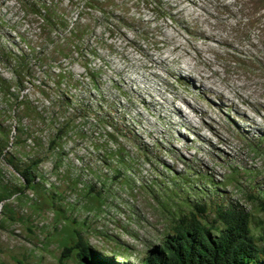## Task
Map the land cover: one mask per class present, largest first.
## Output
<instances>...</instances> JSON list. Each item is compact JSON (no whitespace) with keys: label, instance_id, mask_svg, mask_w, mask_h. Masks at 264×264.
I'll return each instance as SVG.
<instances>
[{"label":"rangeland","instance_id":"obj_1","mask_svg":"<svg viewBox=\"0 0 264 264\" xmlns=\"http://www.w3.org/2000/svg\"><path fill=\"white\" fill-rule=\"evenodd\" d=\"M203 1L0 0V262L143 264L193 205L264 246V0Z\"/></svg>","mask_w":264,"mask_h":264},{"label":"trees","instance_id":"obj_2","mask_svg":"<svg viewBox=\"0 0 264 264\" xmlns=\"http://www.w3.org/2000/svg\"><path fill=\"white\" fill-rule=\"evenodd\" d=\"M91 3L88 1V5ZM46 22L51 24L54 19L48 17ZM63 133L60 129L57 136ZM51 145L55 146L54 141ZM6 161L21 178L24 187L32 186V168L36 163L21 164L12 157H7ZM261 199V206L264 207V197ZM187 210L177 219L171 233L163 237L160 245L148 252L143 264H264V246L260 244L262 238L251 232L248 213L230 205L216 207L212 212L213 222L208 224L195 214L203 212L204 205H193ZM70 255L74 256L77 264H113L93 251L77 232L72 243L61 248L58 263ZM15 264L23 263L16 261Z\"/></svg>","mask_w":264,"mask_h":264},{"label":"bare ground","instance_id":"obj_3","mask_svg":"<svg viewBox=\"0 0 264 264\" xmlns=\"http://www.w3.org/2000/svg\"><path fill=\"white\" fill-rule=\"evenodd\" d=\"M178 1H179V2L176 4V6H178V5H180V4H183L184 2L189 1V0H178ZM201 1H203V0H201ZM206 1H208V0H206ZM217 1H218V0H217ZM220 1H221V0H220ZM223 1H224V0H223ZM236 1H238V0H236ZM241 1H242L241 4H243V5H245V4H247V3L250 2V0H241ZM203 2H204V1H203ZM215 2H216V1H215ZM232 2H233V1H232ZM200 3H201V2H200ZM204 3H205V2H204ZM204 3H203V4H204ZM218 3H219V2H218ZM226 3H227V2H226ZM190 4L193 5V6L197 5V4L195 3V1H190ZM220 4H221V3H220ZM222 4H223V3H222ZM228 4H230V3H228ZM235 4H236V3H235ZM230 5H231V4H230ZM206 6H207V5H206ZM233 6H234V5H233ZM237 6H238V5H237ZM237 6H236V7H237ZM241 6H242V5H241ZM255 6H256V4H255V5H251V9L253 10V7H255ZM197 7H198V6H197ZM201 7H202V6H201ZM203 7H204V6H203ZM224 7L226 8V10H227V12H228V11H229V10H228V5H224ZM224 7H223V8H224ZM248 7H250V6H248ZM199 8H200V7H199ZM221 8H222V7H221ZM256 8H257V7H255V9H256ZM200 9H201V8H200ZM216 9H217V8H216ZM233 9H234V8H233ZM246 9H248V8L246 7ZM251 9H250V10H251ZM202 10H204V12H205V9H204V8H202ZM236 10H237V9H236ZM236 10H235V11H236ZM239 10H240V9H239ZM241 10H242V8H241ZM224 11H225V10H224ZM232 11L235 12L234 10H232ZM246 11H247V10H246ZM218 12H219V11H218ZM221 12H222V9H221ZM230 12H231V11H229V13H230ZM238 12H239V11H238ZM207 13H208V15L210 16V18H212V19L215 18V17H217L218 19L220 18L219 21H221V19H222V20H226V18H227V17H225V18L222 17V15L219 16V14H218V15H214V14H213L214 12H213L212 14L209 13V12H207ZM241 13H242V12H241ZM247 13H248V12H247ZM247 13H245V14H247ZM220 14H221V13H220ZM222 14H223V13H222ZM238 14H239V13H238ZM245 14H244V15H245ZM250 14H251V13H249L248 15H250ZM208 15H207V16H208ZM227 15H228V14H227ZM232 15H233V14H232ZM244 15H243V17H244ZM203 16H204V15H203ZM240 16H241V15H240ZM251 16H253V13H252ZM229 17H230V16H229ZM246 17L248 18L249 16L246 15ZM238 18H240V17L238 16ZM251 18H252V17H251ZM234 19H235V17H234ZM241 19H242V18H241ZM244 19H245V18H244ZM249 19H250V18H249ZM206 20H207V19H206ZM210 20H211V19H210ZM210 20H208L209 23H210ZM214 20H215V19H214ZM237 20H238V19H237ZM245 20H246V19H245ZM238 22H239V21H238ZM239 23H240V22H239ZM241 23H242V21H241ZM243 23H244V21H243ZM248 23H249V22H248ZM245 24H246V23H245ZM245 24H244V25H245ZM212 25H213V24H212ZM213 26H214V25H213ZM217 26H218V25H217ZM218 27H219V26H218ZM225 27H226V26H225ZM234 27H235V26H234ZM234 27H233V28H234ZM236 27H237V26H236ZM238 27H242V26H238ZM244 27H245V26H244ZM208 28H210V27H208ZM229 28H230V27H229ZM231 28H232V27H231ZM245 28H246V27H245ZM245 28H244V29H245ZM214 29H215V28H214ZM234 29H235V28H234ZM239 29H240V28H239ZM244 29H243V30H244ZM237 30H238V29H237ZM211 31H212V30H211ZM203 32H204V31H203ZM209 32H210V31H209ZM230 32H231V31H230ZM201 33H202V32H201ZM222 33H223V32H222ZM203 35H204V39H205L206 41H207V40H209V41H210V40H214V36H213V34H208V35H207V33H206V34H203ZM239 35H240V33H239ZM217 36H218V35H217ZM205 40H204V41H205ZM216 41H217V40H216ZM217 43L220 45V43H219L218 41H217ZM221 43H222V42H221ZM218 44H217V45H218ZM209 47H210V46H209ZM197 52H198V51H197ZM200 53H201V52H200ZM216 73H217V72H216ZM217 74H218V73H217ZM200 77H201V76H200ZM227 77H228V76H227ZM202 78H203V77H202ZM204 80H206V79H204ZM204 80H203V82H204ZM202 84H203V83H202ZM259 96H260V95H259Z\"/></svg>","mask_w":264,"mask_h":264}]
</instances>
